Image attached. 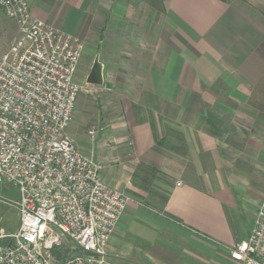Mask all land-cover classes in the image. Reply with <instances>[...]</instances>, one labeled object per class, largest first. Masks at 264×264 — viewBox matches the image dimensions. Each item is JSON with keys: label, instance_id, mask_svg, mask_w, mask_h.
<instances>
[{"label": "crops", "instance_id": "0c3cea01", "mask_svg": "<svg viewBox=\"0 0 264 264\" xmlns=\"http://www.w3.org/2000/svg\"><path fill=\"white\" fill-rule=\"evenodd\" d=\"M27 2L35 18L67 34L88 38L94 29V40L109 52V68H121L119 42L132 41L134 46L130 54L125 51V68L140 74L132 86L142 89L146 99L142 123L132 132L134 144L139 152L155 151L159 168L168 169L171 163L174 178L167 182L156 224L147 215L142 218L150 223L128 225V216L136 209L126 206L107 242L108 253L124 259L117 238L120 226L126 230L132 226L142 241L161 244L157 257L142 256L145 264H244L233 260L229 250L247 238L264 202V0H157L153 20L160 23V32L158 28L154 33L132 34L122 31L120 19L126 22L135 17L134 23L142 29L145 17L141 13L144 9L149 14L148 1ZM165 16L167 26L186 30L195 46L205 36L209 43L203 62L191 60L192 51L195 60L202 56L196 49L189 48V55L166 52L171 31L166 32ZM165 68H201L208 78L205 85L219 77L224 88L221 101L212 92H202L196 79L181 82L176 76V81H166ZM165 109L167 125L183 141L172 151L154 141Z\"/></svg>", "mask_w": 264, "mask_h": 264}, {"label": "built area", "instance_id": "2783aa9c", "mask_svg": "<svg viewBox=\"0 0 264 264\" xmlns=\"http://www.w3.org/2000/svg\"><path fill=\"white\" fill-rule=\"evenodd\" d=\"M0 11L18 26L0 55V184L17 188L19 216L15 232L0 226V264H55L61 238L73 251L61 264H137L111 260L106 247L129 195L107 185L67 133L82 41L35 18L27 0H0ZM229 254L264 264V202Z\"/></svg>", "mask_w": 264, "mask_h": 264}, {"label": "rangeland", "instance_id": "374dc122", "mask_svg": "<svg viewBox=\"0 0 264 264\" xmlns=\"http://www.w3.org/2000/svg\"><path fill=\"white\" fill-rule=\"evenodd\" d=\"M137 1L133 0L134 3ZM142 1L149 2V14L146 15L144 9L141 13V16L145 17L140 23L143 28H139V23H134L136 22L135 17L128 19L126 22L120 19L122 23H119L118 26L122 31L129 34L139 31L154 33L159 28L158 31L160 32V23H156L155 18L153 20V8L156 7L152 8V6H155L157 0ZM241 1L227 0V3ZM158 19L159 22L162 21V15H159ZM165 20L166 32L171 31V36H166V42H168L166 52L170 49V51L177 54L189 55V48L196 49L197 55L202 54V56L195 60L196 54L192 51L190 54L191 60L196 63L203 62L204 57H206L205 49L207 50L209 43L205 36L195 46L193 41H190L186 30L178 31L171 24L168 25L170 29L167 30L169 28L167 26V16H165ZM171 27L176 30H171ZM58 29L63 31L60 28ZM17 35V23L0 11V55L8 52ZM71 35L82 41L83 51L75 73L81 89L76 99L75 110L71 124L69 123L70 125L67 128V133L74 141L78 151L98 166L102 180L107 185L123 190L129 195L130 201L127 206L132 204L136 210L130 212L128 225L129 223H131L130 225L138 224L142 221L148 222L142 218L147 215L156 224L154 219L157 221V217H161L160 208L165 201L169 186L167 182L174 178V173L171 163H168V169L158 167L155 151L145 154L139 152L134 144L132 132L135 126L137 127L142 123L140 114L144 112L146 99L142 89L138 88L137 85L132 86V82L135 83L140 79V74L136 73L134 68H125L127 58L124 54L125 51L130 54L129 50L134 47L132 46L133 43L132 41L119 42L121 44V58L119 60L121 68H109V52L106 49L103 51L99 42L94 40L96 38L94 29H91L88 38H83L75 33ZM130 59L129 55L128 61ZM95 63L102 64L104 67L101 68L102 83H86L85 76ZM199 69L201 68H165L166 81H176L178 79L176 76H179L181 82L196 79L201 85L202 92L214 93L217 101L220 102L224 88L219 83V77H216L218 81L205 85L208 78ZM195 70L199 73H195ZM215 75L218 76V73L215 72ZM212 80H215V78ZM166 109L165 115H159L157 125L159 124L160 135L158 137L154 136V141L158 147L172 151L174 146L183 144V141L178 131H174V127L167 125L166 114L169 111ZM161 118L165 120L162 121ZM17 199V188L2 182L0 184V226L6 232H15L18 227L19 216L14 206ZM127 229L120 226L122 232L119 233L120 235L117 238L118 244L125 253L124 259L117 257L116 260H111L145 264L146 262L141 259L142 256L151 260L159 255L161 244L155 240L142 241L141 238L143 237L132 226ZM72 253L71 243L67 239L61 238L59 246L52 250V256L57 260L55 264H61V259L72 255Z\"/></svg>", "mask_w": 264, "mask_h": 264}, {"label": "water", "instance_id": "95a60500", "mask_svg": "<svg viewBox=\"0 0 264 264\" xmlns=\"http://www.w3.org/2000/svg\"><path fill=\"white\" fill-rule=\"evenodd\" d=\"M86 83H91V84H101L102 83V69H101L100 64H98L96 72H95V69H92L89 72V75L86 78Z\"/></svg>", "mask_w": 264, "mask_h": 264}, {"label": "flooded vegetation", "instance_id": "af4514ba", "mask_svg": "<svg viewBox=\"0 0 264 264\" xmlns=\"http://www.w3.org/2000/svg\"><path fill=\"white\" fill-rule=\"evenodd\" d=\"M97 67H98V64L97 63H95L94 64V66L93 67H91V69L89 70V72L92 70V69H95V72H96V70H97ZM89 72L87 73V75L85 76V80H86V78L88 77V75H89Z\"/></svg>", "mask_w": 264, "mask_h": 264}, {"label": "trees", "instance_id": "16d2710c", "mask_svg": "<svg viewBox=\"0 0 264 264\" xmlns=\"http://www.w3.org/2000/svg\"><path fill=\"white\" fill-rule=\"evenodd\" d=\"M218 1L223 2V3H227V0H218Z\"/></svg>", "mask_w": 264, "mask_h": 264}]
</instances>
